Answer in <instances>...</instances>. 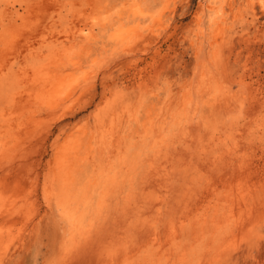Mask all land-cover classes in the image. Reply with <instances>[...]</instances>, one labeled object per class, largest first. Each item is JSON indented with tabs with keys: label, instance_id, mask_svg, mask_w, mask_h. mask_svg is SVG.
<instances>
[{
	"label": "rangeland",
	"instance_id": "1",
	"mask_svg": "<svg viewBox=\"0 0 264 264\" xmlns=\"http://www.w3.org/2000/svg\"><path fill=\"white\" fill-rule=\"evenodd\" d=\"M50 1L0 0V34L13 47L5 59L0 52V164L7 166L0 264H264V10L229 0L218 36V79L245 99L241 119L205 131L201 144L157 149L126 135H144L140 126L161 109L183 111L200 0H169L168 29L101 76L60 119V110L42 111L59 87L50 85L49 67L58 52L76 50L73 35L92 23L83 14L87 0H77L86 7L78 11ZM140 110L146 114L132 126ZM83 128L84 141H107L109 159L96 149L89 164L69 155L56 167L57 150Z\"/></svg>",
	"mask_w": 264,
	"mask_h": 264
},
{
	"label": "bare ground",
	"instance_id": "2",
	"mask_svg": "<svg viewBox=\"0 0 264 264\" xmlns=\"http://www.w3.org/2000/svg\"><path fill=\"white\" fill-rule=\"evenodd\" d=\"M66 2H68L66 4L71 7L72 11H78V8H82V6L85 7L84 5H79L77 3V0H67ZM157 2H160V4H158ZM226 2H229V0H200V13L198 14L195 22L196 28L194 31L192 46L195 57L194 68L192 78L189 81L187 87L185 86L187 88L186 91L189 92L188 96H186L187 94L185 96L186 98H189L185 99L187 101L186 104L183 105V111L181 113H178L180 111L179 109L177 112V116H174L172 114L167 116L161 109V112L157 113L156 115L152 117L148 116L147 121L140 126L144 130V135L135 137L133 136V133H131L130 135H126V138L128 140H135L136 138H139L140 140H143L142 143H145L146 146L151 145L154 142L157 149H163L161 147L165 145L168 146L170 145L169 143H175V141L181 142L183 144L189 142L190 144L198 142L201 144V141L204 138L205 131H209L214 134L216 133V131H219L221 127L226 128L227 126L235 124L241 119V110L244 108L245 99L242 95L237 93L238 89L233 91V84L232 86L230 84H227L223 79L224 77H222V79L220 78L221 81L218 79L220 76L219 74L221 73L219 72L218 66L219 49L217 41L219 38L218 36L222 34L223 29L221 30V28L226 21L228 11L227 7L228 5H230L228 3L226 5ZM253 2L255 6L259 7L260 11L264 10V0H253ZM55 3L58 4V2ZM157 4L158 6H156ZM168 4L169 0H120L112 3H110V0H87V8H89L84 9L85 12L87 11L86 14L83 13L84 11L82 13L86 15L85 18L88 21H91L90 23H92V28L88 30L77 29L79 35H73L75 37L74 39H77L76 50L70 51L71 53L65 52L64 54H60L58 52V54L53 58L54 62L50 60L52 63L49 67V76L48 74L46 75L45 72L44 74L46 75L45 77H49L50 85H53V87L58 85L59 87H56L57 89L55 88L56 91L54 92L56 93L54 95V92L52 90V92L50 93V96H54L51 97V99L54 98L55 103H53L54 99H52L53 101H51V104H53L51 107H49L51 105V99H49L50 97H45L43 100V104H45V106L42 111H48L52 109L53 111L60 110V114L59 112H57L59 115L57 113L55 115L54 113V116L58 119L62 118L63 116H65V114H67V112H69V108L74 104V101H76V99H79L81 96H84L85 93L91 91V89L98 83L101 76L110 73L111 70L115 69L124 62L126 63V60L136 57L138 54L135 53V48H137L141 43L145 42L149 37H160L168 29L165 25V21L163 20L164 11L167 8ZM56 6L54 7L55 9ZM60 8L57 9L60 10ZM16 13H18V11ZM84 15L82 17H84ZM82 22L84 23L85 20ZM85 24L90 25L88 22H86ZM94 32L96 34H94ZM8 36V33L0 34L1 54H4L7 49L12 50L13 48L10 47V42H8L10 40H6ZM69 37L70 35L68 36V38ZM70 50H74V47ZM8 51L10 52V50ZM1 56L4 59L6 58V54ZM82 56L84 57V60H82ZM132 63L135 66L139 64L136 60L132 61ZM58 71L62 73V77H59L60 79L56 78V76H58L57 74H59ZM214 82H217L214 89L210 90L207 96L204 95L205 90L210 89L211 85ZM234 84H237V82ZM45 85L47 84L45 83ZM243 92L246 91L243 90ZM179 99H181V97ZM180 103L182 104V102ZM71 108H73V106ZM143 111L144 110H140L137 113L138 115H135V118H130L132 126L135 123L141 122L142 113L146 114ZM130 117H132V115ZM58 119H55L54 121H57ZM132 126H129V128L127 129V134L128 130H131ZM84 133L85 130L83 128L79 131V134L81 136L79 135L74 138L70 137L71 139L64 141L63 145L56 152V167L59 168L60 165L67 160V157L69 155L75 157L79 162L89 164L87 163L88 158L90 155H95L96 149L103 152L104 155H106L107 153L109 154V152H104L108 149V146H106L105 143L107 141H101L100 139V141H98L97 136L95 135L90 136L88 140L85 139L84 141V136H82L84 135ZM111 152L112 151H110V153ZM108 154L106 155V158H104L105 160L107 158L109 159ZM156 154L154 155L156 156ZM0 158L2 160L4 157ZM136 160L137 159H135V162ZM5 163L8 165L9 162L6 161ZM104 164L106 163L104 162ZM2 167L7 168L5 164L4 166L0 164V171ZM135 169L136 168H134V170ZM132 178H134V175ZM112 181L113 179L111 180V182ZM70 196L73 195L71 194ZM46 197L49 200L50 197ZM3 241L4 240H0L1 246L3 244Z\"/></svg>",
	"mask_w": 264,
	"mask_h": 264
}]
</instances>
